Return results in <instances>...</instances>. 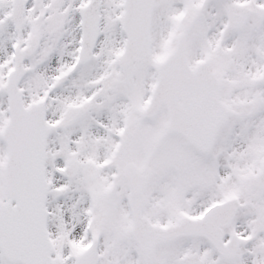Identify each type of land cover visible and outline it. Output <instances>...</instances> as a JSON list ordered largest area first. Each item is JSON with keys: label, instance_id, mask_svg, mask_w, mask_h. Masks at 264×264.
I'll list each match as a JSON object with an SVG mask.
<instances>
[{"label": "snow or ice", "instance_id": "snow-or-ice-1", "mask_svg": "<svg viewBox=\"0 0 264 264\" xmlns=\"http://www.w3.org/2000/svg\"><path fill=\"white\" fill-rule=\"evenodd\" d=\"M0 264H264V0H0Z\"/></svg>", "mask_w": 264, "mask_h": 264}]
</instances>
